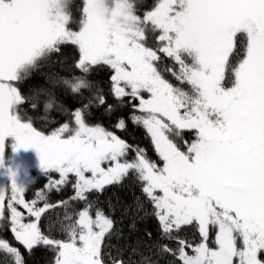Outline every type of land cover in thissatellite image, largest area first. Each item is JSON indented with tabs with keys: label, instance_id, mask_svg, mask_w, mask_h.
<instances>
[{
	"label": "snow or ice",
	"instance_id": "obj_1",
	"mask_svg": "<svg viewBox=\"0 0 264 264\" xmlns=\"http://www.w3.org/2000/svg\"><path fill=\"white\" fill-rule=\"evenodd\" d=\"M70 8L0 0V165L9 138L13 150L35 148L47 189L59 191L71 176L69 200L82 207L50 204L44 193L42 207L26 202L9 171L0 229L29 255L49 248L53 264H264V0H157L143 15L137 0H84L76 30ZM69 45L77 52L70 69L54 59ZM165 57L188 90L158 69ZM101 67L107 93L93 79ZM24 79L38 81L28 95L16 86ZM93 109L121 131L128 121L143 127L158 159L90 124ZM34 118L52 130H38ZM113 186L140 195L101 200ZM54 208L64 209L57 225L65 239L42 231ZM145 216L156 233H139ZM0 264H26L2 237Z\"/></svg>",
	"mask_w": 264,
	"mask_h": 264
},
{
	"label": "trees",
	"instance_id": "obj_2",
	"mask_svg": "<svg viewBox=\"0 0 264 264\" xmlns=\"http://www.w3.org/2000/svg\"><path fill=\"white\" fill-rule=\"evenodd\" d=\"M83 2L84 0H71L70 11L74 22L70 24V27H72L74 30L78 28V21L81 14L80 10L82 8ZM137 2L138 14L143 15L144 12L149 11L154 7L157 0H137ZM76 55V49L73 46L69 45L65 46L62 50V53L58 57H54V59H59L66 68L70 69ZM164 59L167 60L166 57ZM164 66L165 64L163 63L159 64L158 68L161 72L162 67ZM173 70L178 71V67L174 65ZM164 77L174 86L182 87L185 90H188L189 86L181 84L179 81H177L175 77L171 75V72H164ZM93 79L100 85V87L104 90L105 93L108 92L109 70L106 67H101L98 72L93 73ZM36 83H38V81L34 79H24L20 82H16V86L19 88L22 95H28ZM109 99H112L111 96H109ZM65 102L69 106L75 105V102L71 97H66ZM28 110L30 111V109ZM128 111V109L123 110L125 116H127ZM55 118L57 120L61 119L59 115H56ZM87 119L90 124L99 123L102 126L106 127L108 130L113 131L120 138L125 139L129 144L143 148L148 153L150 158L154 160L158 159L155 154L154 146L151 143L150 137L146 134V131L143 129V127L136 126L132 124L131 121H128L126 130L121 131L119 129H116L112 126L113 119L107 116L102 109H93L91 115H89ZM33 122L34 126L37 127L38 130H42L45 132H50L52 130V126L49 125L46 121L34 118ZM188 135H190V133L185 132V139H190ZM32 173V180L26 186V190L24 192V197L28 202H31L32 200H37V206L42 207L44 201L38 199V194L44 193L47 202L50 204H55L57 201L66 200L69 201L68 206L70 209L82 207V202L69 200V198L74 195V189L72 187V183H74V178L70 176L71 182L67 185L60 186L59 191L55 189L48 190L47 185L49 183V177H46L45 172L43 170H33ZM58 178V174H51L52 180ZM139 195L140 192L138 189L131 187L121 188L118 186H113L109 189L106 194H104V196L101 197V200L109 198L112 199L113 202H115V198L119 197V199L123 200L124 202H131L134 196ZM90 198H92L91 194ZM17 208L20 211L25 212L26 215V210L23 209L22 206L17 205ZM105 208H107L106 205ZM148 208L150 210L151 206L149 205ZM63 214L64 209L62 208H54L50 212L45 213L42 216V231H44L45 234H51V236L55 239H65V235L59 230L57 225V221L59 219H62ZM137 228L140 234H143V232L146 230L156 233L157 223L155 219H153L151 216H145L144 219L138 223ZM186 235L190 240H193V242H197V238L194 237L191 233H187ZM0 237L7 239L13 246L20 248V250L24 253L26 264H53L54 253L49 248L42 245L37 246L32 250V254L29 255L27 250H25L22 245H19L18 242L14 240L13 234L10 232V230H8V228L0 229Z\"/></svg>",
	"mask_w": 264,
	"mask_h": 264
},
{
	"label": "rangeland",
	"instance_id": "obj_3",
	"mask_svg": "<svg viewBox=\"0 0 264 264\" xmlns=\"http://www.w3.org/2000/svg\"><path fill=\"white\" fill-rule=\"evenodd\" d=\"M151 40L154 42V37H152ZM161 63L165 64V66L162 67L163 75L167 69H174V63L169 58H167V60L163 58ZM188 137L191 138V135H188ZM13 144L14 139L9 138L8 146L3 157V164L0 165V189L8 187L5 192V204H7V199L11 195L10 184L12 182V177L9 175V171L15 173L14 178L16 183L25 187L32 180L33 170L42 171L39 154L35 148H20L13 150ZM24 199L26 200L25 197ZM26 202L28 201L26 200Z\"/></svg>",
	"mask_w": 264,
	"mask_h": 264
},
{
	"label": "clouds",
	"instance_id": "obj_4",
	"mask_svg": "<svg viewBox=\"0 0 264 264\" xmlns=\"http://www.w3.org/2000/svg\"><path fill=\"white\" fill-rule=\"evenodd\" d=\"M66 10L71 7V0H65Z\"/></svg>",
	"mask_w": 264,
	"mask_h": 264
}]
</instances>
